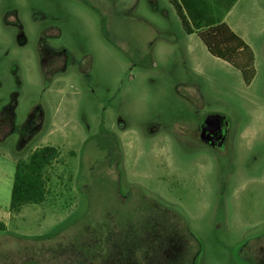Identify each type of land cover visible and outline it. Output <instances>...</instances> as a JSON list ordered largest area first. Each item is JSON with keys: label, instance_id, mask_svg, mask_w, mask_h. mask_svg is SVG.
Masks as SVG:
<instances>
[{"label": "rangeland", "instance_id": "1", "mask_svg": "<svg viewBox=\"0 0 264 264\" xmlns=\"http://www.w3.org/2000/svg\"><path fill=\"white\" fill-rule=\"evenodd\" d=\"M232 11L249 85L168 0H0V140L58 149L0 264H264V0Z\"/></svg>", "mask_w": 264, "mask_h": 264}, {"label": "trees", "instance_id": "2", "mask_svg": "<svg viewBox=\"0 0 264 264\" xmlns=\"http://www.w3.org/2000/svg\"><path fill=\"white\" fill-rule=\"evenodd\" d=\"M178 15L184 31L193 32L178 0H168ZM206 50L234 67L245 85L253 80L255 56L252 48L225 22L216 23L195 31ZM58 157V149L51 144L35 147L26 159L15 163L9 208L18 211L23 205L41 203L46 196L45 170Z\"/></svg>", "mask_w": 264, "mask_h": 264}, {"label": "crops", "instance_id": "3", "mask_svg": "<svg viewBox=\"0 0 264 264\" xmlns=\"http://www.w3.org/2000/svg\"><path fill=\"white\" fill-rule=\"evenodd\" d=\"M178 1L181 4L184 13H186L185 14L187 16L186 18H189L190 22H192L193 24L192 26L189 24L193 29V32L190 33L189 35L196 36L195 31L200 28H204L220 22H225L230 26V28L234 32L240 35L243 38V40L248 44L244 36L240 33V31H238L239 28L235 24V20H234L235 18L233 17L232 10L234 9L235 4L237 3L238 0H178ZM4 142H5L4 140H0V194L1 193L9 194V201H10V193L13 183L15 163L18 159H20V157L14 155L11 151H9L5 147ZM42 204L43 202L39 204L29 203L23 205L18 211H16V214L15 211H12L9 208V202L8 205L0 206V233L11 232L12 230L17 233H19V231L21 232V230L26 227L27 217L28 218L30 217L32 219L37 218V220L40 221V218H38L39 214L37 209H39V206H41ZM29 210H33L35 212L31 213L29 212ZM17 218L19 219V221L15 224H12V221Z\"/></svg>", "mask_w": 264, "mask_h": 264}, {"label": "water", "instance_id": "4", "mask_svg": "<svg viewBox=\"0 0 264 264\" xmlns=\"http://www.w3.org/2000/svg\"><path fill=\"white\" fill-rule=\"evenodd\" d=\"M221 121H223V124H222L223 127L221 126ZM205 122H206L208 128H210V126H212L214 128L212 130L213 140H211V141L214 143L220 142L225 136V132L223 131V128L226 124L224 117L221 115H214L210 118H207L205 120Z\"/></svg>", "mask_w": 264, "mask_h": 264}, {"label": "flooded vegetation", "instance_id": "5", "mask_svg": "<svg viewBox=\"0 0 264 264\" xmlns=\"http://www.w3.org/2000/svg\"><path fill=\"white\" fill-rule=\"evenodd\" d=\"M216 115V114H215ZM214 115H211V116H208L207 118H210ZM205 118L200 124H199V132L202 136H205L207 137L209 140H213V133H212V130L214 129L212 126H210V128H208L205 120L207 119ZM223 124V121H221V126ZM223 127V126H222ZM225 129H226V124L223 128V131L225 132ZM203 132V133H202Z\"/></svg>", "mask_w": 264, "mask_h": 264}]
</instances>
